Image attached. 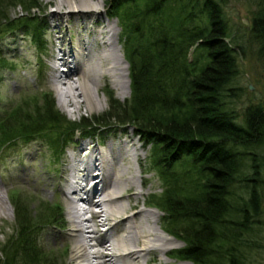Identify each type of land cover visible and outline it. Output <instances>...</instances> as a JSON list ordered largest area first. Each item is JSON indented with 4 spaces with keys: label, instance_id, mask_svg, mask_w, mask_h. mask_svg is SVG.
Masks as SVG:
<instances>
[{
    "label": "trees",
    "instance_id": "obj_1",
    "mask_svg": "<svg viewBox=\"0 0 264 264\" xmlns=\"http://www.w3.org/2000/svg\"><path fill=\"white\" fill-rule=\"evenodd\" d=\"M225 3L109 0L105 12L120 29L129 98L120 102L108 91L100 122L82 117L78 123L84 130L97 124L93 136L111 120L130 126L149 147V169L161 192L147 204L162 213L161 229L184 244L170 255L192 264H248L264 247V104H248L239 113L232 107L241 92L235 84L240 47L230 39ZM18 6L28 16L41 7L38 0H0V24L6 10ZM255 6L249 35L264 58V0ZM31 26L40 63L43 34L39 23ZM49 97L42 94L43 105L32 115L18 108L8 119L0 117V140L57 125ZM76 130L60 137L61 149ZM16 221L15 240L0 251L2 264H43L48 253L36 239L39 223L33 225L22 209H16Z\"/></svg>",
    "mask_w": 264,
    "mask_h": 264
},
{
    "label": "rangeland",
    "instance_id": "obj_2",
    "mask_svg": "<svg viewBox=\"0 0 264 264\" xmlns=\"http://www.w3.org/2000/svg\"><path fill=\"white\" fill-rule=\"evenodd\" d=\"M108 1L104 0L102 6L95 8L99 13H93L90 17L82 19V15L72 12L63 15V22L58 20L56 17L58 15L52 14L56 6L54 2L48 0H38L40 9L32 10L29 16L19 6L5 12L6 18L0 24V58L4 60V65H0V117L8 119L19 109L27 113L24 116L32 115L28 113L36 107L41 109L44 101L42 94L47 93L49 98L53 99L54 109L59 113L60 122L54 126L44 125L29 137L18 136L14 137L15 139L0 140V195L4 200V211L0 214V251L15 240L19 230L16 209H22L30 216L33 225L39 223L36 228V239L38 245L48 253L42 258L45 260L43 264H76L70 257L72 238L67 218V204L62 193L69 156L78 150L74 148L75 143H86L91 140L96 144L98 140L104 151L110 147V144L133 140L138 146L137 159L132 158L130 161L133 171L139 178L133 190L139 193L136 200L137 207L143 210L155 209L147 204V200L151 194L161 192L160 182L149 169V147L143 144L134 129L130 126L116 124L111 120L108 123L112 124L101 129L97 133V138H93L91 132L97 128V124L89 130L81 129L78 124L82 117L87 118L92 124L100 122L101 113L108 109V91L120 102L128 99L129 94L124 99L119 98L117 92L120 91V87L119 89L113 88L111 78L102 76L96 92L100 104L90 109L81 105L77 112H70L72 106H60L59 97L51 79L53 73L66 71V65L58 59L62 56L59 48L66 49L71 46L74 57L78 55L81 65H86V58L82 55L85 39L91 31L101 30V27L106 24L111 25L114 42L120 47L122 58L127 65L120 43V29L117 21L106 16L105 6ZM49 5H52L51 8ZM61 10L65 11L69 8L62 7ZM255 11V0H226L223 5V14L229 27L230 39L240 47L237 48L239 75L235 84L241 88V92L232 105L238 113L248 104H264V58L260 57L258 48L249 35L251 19ZM22 19L29 23L21 24ZM36 23L40 24L44 42L42 48L45 49L40 54V63L39 46L31 39L32 36L29 33L36 29L31 24ZM99 47L98 42H94V48L99 49ZM68 60L71 62L69 64L74 67L73 59L68 58ZM76 77H80L78 73L73 78ZM76 128L75 137L61 149L64 142L60 137ZM132 146L126 143L123 148L129 150ZM126 160L129 161L126 158L123 163H126ZM78 197V205L85 206L82 201L85 199V194L80 193ZM123 201L127 203L124 198ZM50 207H53L52 211L58 209L57 216H52ZM155 210L157 211L155 226L160 228L166 236L172 238L169 241L170 249L166 253L172 261L171 264L180 262L192 264L175 259L170 255L173 250L183 247L184 244L161 229L162 213ZM126 211L127 213L133 212L130 209ZM89 214L85 212L82 216L87 217ZM120 218L121 216H112L109 221V225L117 226L116 237L122 234L123 226L118 224ZM104 229L100 227L96 236L102 234ZM153 255L150 254V256ZM2 261L3 256L0 252V264ZM248 264H264V247L261 248L259 256Z\"/></svg>",
    "mask_w": 264,
    "mask_h": 264
},
{
    "label": "bare ground",
    "instance_id": "obj_3",
    "mask_svg": "<svg viewBox=\"0 0 264 264\" xmlns=\"http://www.w3.org/2000/svg\"><path fill=\"white\" fill-rule=\"evenodd\" d=\"M48 1L55 3L56 9L52 10V14L58 15L56 17L61 22L64 21L63 15L72 12L82 15V19L99 13L95 8L102 6L104 2V0ZM62 7L69 10L62 11ZM95 34L97 36H94ZM113 35L110 24L89 33L83 47L82 55L87 61L84 66L81 65L78 55L74 57L71 46L66 49L59 48L62 56L58 59L66 65V71L53 73L51 79L60 106H72V110L69 111L77 112L81 105L88 109L99 105L100 100L96 92L102 76L111 78L113 88L120 87V91L117 92L119 98L124 99L128 96L130 92L128 68ZM94 42H98L99 49L94 48ZM68 58L73 59L74 67L69 64L71 62ZM77 73L80 77L73 78ZM126 143L133 145L132 150L123 148ZM74 148L78 150L69 156L62 191L67 204V218L72 238L71 260L76 264H171L172 261L166 253L170 249L169 241L172 238L155 226L157 211L137 207L139 193L133 190L139 178L130 163L132 158L137 159L138 156V146L135 142L119 141L102 151L89 140L86 143H75ZM126 158L129 161L123 163ZM80 193L85 194V199L82 200L85 206L77 203ZM3 204L4 200L0 195V214L4 211ZM129 209L133 212L127 213L126 210ZM85 212L90 213L89 216H82ZM112 216H121L118 224H122L123 227L119 237L115 236L117 226L109 225ZM100 227L105 228V231L96 236Z\"/></svg>",
    "mask_w": 264,
    "mask_h": 264
},
{
    "label": "water",
    "instance_id": "obj_4",
    "mask_svg": "<svg viewBox=\"0 0 264 264\" xmlns=\"http://www.w3.org/2000/svg\"><path fill=\"white\" fill-rule=\"evenodd\" d=\"M249 89H251V87H249Z\"/></svg>",
    "mask_w": 264,
    "mask_h": 264
}]
</instances>
